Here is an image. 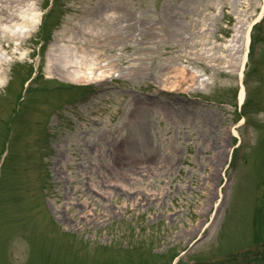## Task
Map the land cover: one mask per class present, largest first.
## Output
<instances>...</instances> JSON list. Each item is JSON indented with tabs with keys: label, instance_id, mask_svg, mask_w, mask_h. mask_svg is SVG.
Instances as JSON below:
<instances>
[{
	"label": "rangeland",
	"instance_id": "rangeland-1",
	"mask_svg": "<svg viewBox=\"0 0 264 264\" xmlns=\"http://www.w3.org/2000/svg\"><path fill=\"white\" fill-rule=\"evenodd\" d=\"M263 16L0 0V264H264Z\"/></svg>",
	"mask_w": 264,
	"mask_h": 264
},
{
	"label": "bare ground",
	"instance_id": "bare-ground-1",
	"mask_svg": "<svg viewBox=\"0 0 264 264\" xmlns=\"http://www.w3.org/2000/svg\"><path fill=\"white\" fill-rule=\"evenodd\" d=\"M2 20H5V18H2ZM32 30L31 29H29L28 30V32L30 33ZM247 36H246V44H247ZM83 55H85L84 53L80 56V58L83 56ZM82 60V62H86L85 60H84V56H83V58L81 59ZM92 62V61H91ZM91 62H89V64H86V65H84L85 66V69H89V67H90V64H91ZM2 63H3V59L0 57V85L2 84V76H1V73L3 72L1 69V65H2ZM65 69V68H64ZM183 69L182 68H174L171 72H173V73H175V74H177V73H180L181 71H182ZM106 70H103V74H105L106 72H105ZM77 72H79L80 74L78 75V73H75L74 75H70V74H66V69L65 70H61V72H60V75H62L63 77H65L66 79H69V80H76V78H77V75H78V78H84L85 77V72H84V70H77Z\"/></svg>",
	"mask_w": 264,
	"mask_h": 264
}]
</instances>
